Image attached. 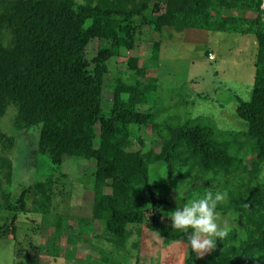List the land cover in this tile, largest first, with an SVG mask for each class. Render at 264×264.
<instances>
[{
    "label": "trees",
    "instance_id": "1",
    "mask_svg": "<svg viewBox=\"0 0 264 264\" xmlns=\"http://www.w3.org/2000/svg\"><path fill=\"white\" fill-rule=\"evenodd\" d=\"M263 3L0 0V116L13 105L16 127L40 124L37 151L46 153L54 168L67 156L93 162L90 218L101 222L102 237L116 248L125 247L131 234L127 226L135 223L143 226L141 239L155 235L162 243L179 242L186 250L184 264H264ZM234 9L252 15L234 14ZM142 25L155 31L202 28L255 35L250 96L247 100L236 96L235 113L244 120L243 129L214 126L204 122L208 117L204 114L182 122L155 120L146 105L157 77L137 55L127 59L130 74L116 71L109 108L102 105L107 60L118 56L121 48L133 49ZM95 38L109 43L99 46L89 61L86 46ZM160 44L158 40L153 45V58H158ZM140 128L153 134L147 149ZM154 142L159 143L158 150ZM14 143V135L0 125V173L5 175L0 183L9 180L8 153ZM243 150L244 155L253 154L249 162L240 155ZM153 165L159 171L157 182L150 181ZM56 178L52 174L33 180L15 205L3 191L2 206L12 216L1 236L7 235L10 225L15 237L17 211L26 209L27 191L34 194L33 210L50 212ZM209 190L224 196L217 205L219 215L231 218L229 213H241L242 228L229 225L214 251L196 257L185 233L170 227L166 213Z\"/></svg>",
    "mask_w": 264,
    "mask_h": 264
},
{
    "label": "rangeland",
    "instance_id": "2",
    "mask_svg": "<svg viewBox=\"0 0 264 264\" xmlns=\"http://www.w3.org/2000/svg\"><path fill=\"white\" fill-rule=\"evenodd\" d=\"M231 12L252 15L250 11L234 9ZM158 40L161 42L159 55L153 58L151 50ZM108 43L105 39L90 40L86 46V58L91 61L98 47ZM256 46L252 33L202 28L155 31L148 25H142L136 33L133 49L121 48L118 56L107 60L102 105L107 108L111 103L116 71L130 74L132 71L127 69V59L137 55L139 63L148 66V73L157 77L156 89L149 93L146 105L157 116L155 120L175 119L182 122L204 114L208 116L204 122L226 130H241L245 123L235 113L236 96L249 99ZM206 49L214 52L212 59L208 57L209 53H205ZM14 114L15 107L9 105L0 116L1 127L15 137L14 146L8 153L12 161L10 177L0 183V203L3 191L8 192L9 201L15 205L22 189L30 186L33 180L52 174H57V178L49 213L33 210L34 194L26 192V209L17 211L15 237H11L10 225L7 226V235H0V264L185 263L186 250L179 242L162 243L155 235L141 239L143 226L140 224H128L131 234L123 248L118 249L103 238L101 222L90 218L92 193L88 189L94 181L93 162L78 156H67L61 166L54 168L49 156L37 151L40 124L16 127ZM139 133L145 143L143 149H147L153 134L144 128H140ZM152 145L159 149L158 142ZM245 152L240 151V155ZM243 157L249 162L253 154ZM157 168L156 165L150 167L151 182L158 180ZM0 177L5 175L0 173ZM105 190L109 191V188ZM228 215L233 219L218 216L220 226L224 230L229 225L241 230V213ZM11 216L12 213L9 221ZM3 219L2 216L0 220ZM4 228L0 227L1 233ZM143 245L145 249L141 248Z\"/></svg>",
    "mask_w": 264,
    "mask_h": 264
},
{
    "label": "clouds",
    "instance_id": "3",
    "mask_svg": "<svg viewBox=\"0 0 264 264\" xmlns=\"http://www.w3.org/2000/svg\"><path fill=\"white\" fill-rule=\"evenodd\" d=\"M223 200L222 194L209 190L203 197L182 203L166 213L170 227L185 233L190 250L196 257L210 254L216 249L217 241L227 235L218 223L217 205Z\"/></svg>",
    "mask_w": 264,
    "mask_h": 264
},
{
    "label": "crops",
    "instance_id": "4",
    "mask_svg": "<svg viewBox=\"0 0 264 264\" xmlns=\"http://www.w3.org/2000/svg\"><path fill=\"white\" fill-rule=\"evenodd\" d=\"M213 52V51H212ZM211 51H209V53H212ZM214 53V52H213ZM10 213L4 206H2V203L0 204V218L3 216L4 219L0 220L1 224L0 227H3V225L6 223L5 221H8V218L10 217ZM17 220V217H16ZM1 260V259H0Z\"/></svg>",
    "mask_w": 264,
    "mask_h": 264
},
{
    "label": "built area",
    "instance_id": "5",
    "mask_svg": "<svg viewBox=\"0 0 264 264\" xmlns=\"http://www.w3.org/2000/svg\"><path fill=\"white\" fill-rule=\"evenodd\" d=\"M208 57H209L210 59H212V58H213L212 53H209V54H208Z\"/></svg>",
    "mask_w": 264,
    "mask_h": 264
}]
</instances>
